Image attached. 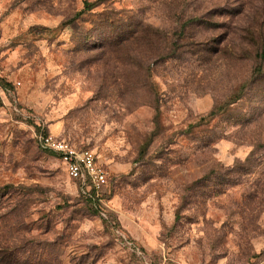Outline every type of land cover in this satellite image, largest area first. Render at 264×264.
<instances>
[{
  "label": "rangeland",
  "instance_id": "1",
  "mask_svg": "<svg viewBox=\"0 0 264 264\" xmlns=\"http://www.w3.org/2000/svg\"><path fill=\"white\" fill-rule=\"evenodd\" d=\"M85 1L0 0V264H264V0Z\"/></svg>",
  "mask_w": 264,
  "mask_h": 264
},
{
  "label": "built area",
  "instance_id": "2",
  "mask_svg": "<svg viewBox=\"0 0 264 264\" xmlns=\"http://www.w3.org/2000/svg\"><path fill=\"white\" fill-rule=\"evenodd\" d=\"M35 138L43 149L54 153L62 161L67 174L79 184L83 193L103 201L108 171L98 161L97 152L92 147L58 137L45 128L35 130ZM101 213L106 216V209L101 208Z\"/></svg>",
  "mask_w": 264,
  "mask_h": 264
},
{
  "label": "trees",
  "instance_id": "3",
  "mask_svg": "<svg viewBox=\"0 0 264 264\" xmlns=\"http://www.w3.org/2000/svg\"><path fill=\"white\" fill-rule=\"evenodd\" d=\"M104 0H86L85 1V6L84 8H82L81 10H79L77 12V15H80L82 14L85 10H89V9H92L94 6L98 5L100 2H103ZM47 131H51L50 129L46 128ZM58 137H62L58 134H56ZM63 138H66V137H63ZM70 141H73L71 139H68ZM74 142V141H73ZM87 146V145H85ZM83 193V192H82ZM84 197L86 198V200H88L93 206H95V208L101 213V208H103V206H100L99 204V201L100 199L99 198H96L95 200L89 196V195H86L85 193H83ZM102 214V213H101ZM103 215V214H102ZM104 216V215H103Z\"/></svg>",
  "mask_w": 264,
  "mask_h": 264
}]
</instances>
